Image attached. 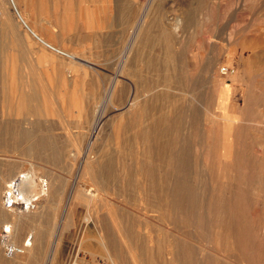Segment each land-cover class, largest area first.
<instances>
[{
    "label": "rangeland",
    "instance_id": "rangeland-1",
    "mask_svg": "<svg viewBox=\"0 0 264 264\" xmlns=\"http://www.w3.org/2000/svg\"><path fill=\"white\" fill-rule=\"evenodd\" d=\"M15 3L0 4V207L31 169L38 191L8 208L32 222L0 219V264H264V0ZM28 238L32 254L5 252Z\"/></svg>",
    "mask_w": 264,
    "mask_h": 264
},
{
    "label": "bare ground",
    "instance_id": "bare-ground-1",
    "mask_svg": "<svg viewBox=\"0 0 264 264\" xmlns=\"http://www.w3.org/2000/svg\"><path fill=\"white\" fill-rule=\"evenodd\" d=\"M9 1V3H11V2H13L14 4H16L15 3V0H8ZM6 2V0H0V4H2V5H4V3ZM25 2V1H24ZM147 4V3H146ZM152 4V3H151ZM80 5V4H79ZM28 6H30V5H28ZM82 6H84V4H82ZM5 8H4V10L3 11H1V22H0V24H1V26L0 27H2L3 29H7V27H8V21H9V15H8V12H7V10H6V6H4ZM81 7V6H80ZM100 7V6H99ZM129 7V6H128ZM25 8V7H24ZM100 8H102V7H100ZM105 8V7H104ZM103 8V9H104ZM92 9H94V8H92ZM96 10H97V8H95ZM106 9V8H105ZM104 9V10H105ZM29 10H31V9H29ZM102 10V9H101ZM125 10V9H124ZM131 11V10H130ZM146 11V10H145ZM19 14V13H18ZM80 14V13H79ZM86 14V13H85ZM64 15V14H63ZM73 15H74V13H73ZM126 15V14H125ZM85 16V15H84ZM148 16V15H147ZM74 17V16H73ZM86 17L87 16H85V19H86ZM90 17V16H89ZM124 17V16H123ZM127 17V16H126ZM139 18H140V16H139ZM151 20V19H150ZM21 21L23 22V24L25 25V27L30 31V32H32L35 36H37V38H39L43 43H45V44H49V41L47 42V41H45L42 37H40L34 30H32L31 29V27H29L28 26V24L26 23V21L22 18L21 19ZM73 21V20H72ZM86 21V20H85ZM88 21V20H87ZM144 21V20H143ZM199 21V20H198ZM79 22V21H78ZM48 23H49V21H48ZM90 23H91V21H90ZM138 23V22H137ZM144 23V22H143ZM178 23H179V21H178ZM73 24V23H72ZM81 24V23H80ZM88 24V23H87ZM52 24H50L49 26H51ZM137 25V24H136ZM135 25V26H136ZM15 26V25H14ZM13 26V27H14ZM141 26V25H140ZM12 27V28H13ZM72 27V26H71ZM144 27V26H143ZM54 28V27H53ZM55 28H56V26H55ZM137 28V27H136ZM140 29H141V27H139ZM11 29V28H10ZM63 29V28H62ZM134 29V28H133ZM144 29V28H143ZM48 30V29H47ZM96 30V29H95ZM139 30V29H138ZM138 30H137V32H138ZM7 31V30H6ZM144 31V30H143ZM26 33H27V31H25ZM24 32V33H25ZM65 32V31H64ZM10 33V32H9ZM139 33V32H138ZM5 34V33H4ZM3 34V35H4ZM7 34H8V32H7ZM139 35V34H138ZM5 36V35H4ZM8 36V35H7ZM134 36V35H133ZM12 37V36H11ZM136 37L137 38H139V36H137L136 35ZM14 38V37H13ZM6 39H8V37H6ZM143 39V38H142ZM4 40V39H3ZM18 40V39H17ZM47 40V39H46ZM13 41H14V39H13ZM134 41H135V38H134ZM133 41V42H134ZM7 42H8V40H7ZM16 42V41H15ZM129 42V41H128ZM132 42V41H131ZM227 42V41H226ZM137 43H139V41L137 42ZM6 44V43H5ZM10 44V43H9ZM130 44V43H129ZM134 44H136L135 42L134 43H132V47H133V45ZM140 44V43H139ZM7 45V44H6ZM17 45V44H16ZM18 45H19V43H18ZM19 46H21V45H19ZM139 46V45H138ZM6 47H8V46H6ZM16 47H18V46H16ZM51 47V46H50ZM136 47H137V45H136ZM20 48V47H19ZM131 50L132 49H134V48H131V46L129 47ZM128 48V49H129ZM6 49V48H5ZM54 49V48H53ZM129 49V50H130ZM136 49V48H135ZM58 50V49H57ZM121 50V49H120ZM25 51V50H24ZM126 51H128V50H126ZM125 52V51H124ZM133 52V55H134V51H132ZM36 53V52H35ZM4 54V53H3ZM64 54H66V53H64ZM69 54V53H68ZM18 55V54H17ZM121 55V54H120ZM128 55V54H127ZM132 55V56H133ZM79 56V55H78ZM123 56V55H122ZM130 57H131V54L129 55ZM1 57V56H0ZM69 59L67 60L68 62H67V69H68V71L69 72H75L76 71V68H74V64L73 63H75L74 62V60H77L79 57H77V55L75 54V53H71V55H69ZM128 57V56H127ZM129 57V58H130ZM34 58V57H33ZM126 58V57H125ZM2 59V58H1ZM19 59V58H18ZM38 59H40L39 57H38ZM49 59V58H48ZM54 59V58H53ZM135 59V58H134ZM133 59V60H134ZM20 60H22V59H20ZM126 60V59H125ZM130 60V59H129ZM3 61H5L4 60V58H3ZM7 63L8 64H11V65H16L17 64V66H24V65H22L23 63H22V61H18L17 63L15 62V60L13 61L12 59H10V61H9V58H7ZM25 61V60H24ZM61 61V60H60ZM80 61V60H79ZM118 61V60H117ZM127 61V60H126ZM48 62V61H47ZM59 62V61H58ZM25 63V62H24ZM52 63V62H51ZM80 63V62H79ZM115 63H116V61H115ZM131 63H132V61H131ZM30 64V63H29ZM32 64V63H31ZM48 64V63H47ZM62 64H63V62H62ZM84 64H85V62H84ZM89 64V63H88ZM122 64H124V66H125V64L126 63H123L122 62ZM122 64H120V65H122ZM127 64H128V62H127ZM138 64V63H137ZM27 65V64H26ZM34 65V64H33ZM90 65V64H89ZM116 65H119V64H116ZM138 65H140V64H138ZM38 66V65H37ZM76 66V65H75ZM86 66V65H85ZM91 66V65H90ZM89 66V67H90ZM127 66H129V65H127ZM137 66V65H136ZM25 67V66H24ZM33 67V66H32ZM42 67H44V66H42ZM91 67H93V66H91ZM117 67V66H116ZM38 69H39V67H37ZM41 68V67H40ZM47 68V67H46ZM52 68H54V67H52ZM79 68V67H78ZM118 68V67H117ZM129 68V67H128ZM127 68V69H128ZM135 68V67H134ZM140 68H141V66H140ZM26 69V68H25ZM83 69V71L85 70L84 68H82ZM97 69H98V67H97ZM126 69V68H125ZM41 70H42V68H41ZM46 70V69H45ZM45 70H44V72H45ZM59 70V69H58ZM65 70V69H64ZM130 70V69H129ZM23 71H24V69H23ZM38 71V70H37ZM60 71V70H59ZM134 71V70H133ZM142 71H143V69H142ZM39 72V71H38ZM56 72V71H55ZM144 72V71H143ZM142 72V73H143ZM43 73V72H42ZM59 74H60V72H58ZM128 73H131V72H129L128 71ZM146 73V72H145ZM148 73V72H147ZM61 74H62V72H61ZM82 74V73H81ZM80 75V74H79ZM15 76V75H14ZM29 76L30 75H28V73H27V78H29ZM54 76V75H53ZM56 76H57V74H56ZM61 76V75H60ZM130 76V75H129ZM31 77V76H30ZM39 77V76H38ZM51 77V76H50ZM58 77V76H57ZM71 77H73V76H71ZM82 77V76H81ZM125 77V76H124ZM139 77V76H138ZM40 78V77H39ZM45 78H46V76H45ZM49 78V77H48ZM60 78V77H59ZM58 78V79H59ZM78 78H79V76H78ZM123 78V77H122ZM133 78H135V77H133ZM137 78V77H136ZM144 78V77H143ZM34 79H35V77H34ZM62 79V78H61ZM71 79V78H70ZM125 79H127V78H125ZM146 79V78H145ZM5 80V79H4ZM15 80V79H14ZM14 80H13V83H14ZM21 80V79H20ZM29 80H30V78H29ZM44 80V79H43ZM47 80V79H46ZM51 80V79H50ZM49 80V81H50ZM54 80V79H53ZM52 80V81H53ZM55 80H56V78H55ZM18 81V80H17ZM16 81V82H17ZM31 81V80H30ZM116 81H117V79H116ZM125 81V80H124ZM136 81H138V79H136ZM140 81V80H139ZM29 82V81H28ZM41 82V81H40ZM58 82V81H57ZM68 82V81H67ZM70 82V81H69ZM37 83V82H36ZM49 83V82H48ZM55 83V82H54ZM76 83H77V81H76ZM117 83H119V82H117ZM142 83V82H141ZM30 84V83H29ZM33 84V83H32ZM73 84V83H72ZM130 84H132V83H130ZM135 84H137V83H135ZM134 83H133V85H135ZM34 85V84H33ZM37 85V84H36ZM20 86V85H19ZM61 86V85H60ZM121 86V85H120ZM40 87V86H39ZM62 87V86H61ZM5 88V87H4ZM112 88H113V86H112ZM135 89V88H134ZM110 90V89H109ZM28 91V90H27ZM54 91V90H53ZM115 91H117V90H115ZM133 91V90H132ZM49 92V91H48ZM36 92H34V94H35ZM110 93V92H109ZM25 94H27V93H25ZM30 94H32V93H30ZM60 94V93H59ZM36 95V94H35ZM30 96H32V95H30ZM62 96V95H61ZM60 96V97H61ZM14 97V96H13ZM29 97V96H28ZM35 97V96H34ZM37 97V96H36ZM113 97H115V96H113ZM30 98V97H29ZM29 98H26V99H29ZM32 98V97H31ZM55 98V97H54ZM17 100H18V98H16ZM107 99H108V97H107ZM113 99V98H112ZM30 100V99H29ZM81 100V99H80ZM110 100V99H109ZM27 101V100H26ZM54 101V100H53ZM112 101V100H111ZM31 102V101H30ZM132 102V101H131ZM130 102V103H131ZM37 103H38V101H37ZM109 103V102H108ZM112 103V102H111ZM15 105V104H14ZM82 105V104H81ZM81 105H80V107H81ZM19 107V106H18ZM29 107H30V105H29ZM35 107V106H34ZM105 107V106H104ZM121 108V107H120ZM44 109V108H43ZM14 110H15V108H14ZM30 111V110H29ZM102 111V110H101ZM98 112V111H97ZM104 112V111H103ZM95 113V112H94ZM24 115V114H23ZM25 116V115H24ZM33 116V115H32ZM122 116V115H121ZM11 117V116H10ZM28 117V116H27ZM97 118H98V116H97ZM100 118V117H99ZM98 118V120H97V122H96V124L95 125H98V123H99V119ZM101 122V121H100ZM94 125V124H93ZM27 127V126H26ZM95 128V127H94ZM98 129V128H97ZM86 134V133H85ZM94 134H96L95 132H94ZM88 135V134H87ZM86 135V136H87ZM85 136V137H86ZM84 137V136H83ZM90 137H91V134H90ZM80 141V140H79ZM94 141V140H93ZM91 142V141H90ZM89 142V143H90ZM117 142V141H116ZM78 143V142H77ZM81 144H82V142H81ZM91 144V143H90ZM75 146V145H74ZM89 146V145H88ZM80 148V147H79ZM116 148V147H115ZM81 150V149H80ZM84 156H85V154H84ZM99 158V157H98ZM96 159V158H95ZM92 160H94V159H92ZM91 162H93V161H91ZM90 162V163H91ZM97 162V161H96ZM94 163V162H93ZM41 164V163H40ZM98 164V163H97ZM82 165V164H81ZM95 165V164H94ZM100 164H98V166H99ZM100 167V166H99ZM98 167V168H99ZM97 167H95V169H96ZM90 170H91V172L93 173V175L96 177V174H95V170L93 171L91 168H89ZM52 170V169H51ZM86 170V169H85ZM96 171H99V170H97L96 169ZM34 173V174H33ZM51 173V172H50ZM103 173V172H102ZM33 175L35 176V172H32V169L30 170V171H27L24 175H18V177H16L15 178V180L14 181H16V180H18V186H19V188H21V190H20V192L22 193V195H23V197L25 198V202L28 204V202L30 201V199H31V196H33L38 190L36 189L37 187H38V183L35 181V179H33ZM92 175V176H93ZM4 176H6L5 174H4ZM104 176V175H103ZM110 176H112V175H110ZM3 177V176H2ZM36 177V176H35ZM105 177V176H104ZM4 178V177H3ZM97 178V177H96ZM95 179V178H94ZM99 179V178H98ZM102 179V178H101ZM105 179H106V177H105ZM111 179H112V177H111ZM41 180V179H40ZM93 180V179H92ZM97 180V179H96ZM103 180V179H102ZM13 181V182H14ZM42 181V183H43V181L44 180H41ZM98 182H99V180H97ZM106 181V180H105ZM107 182H108V180H107ZM3 183H5V181L3 180V179H1L0 180V191H1V189H2V185H3ZM64 183V182H63ZM101 183V182H100ZM20 184V185H19ZM9 184L7 183V186H8ZM37 185V186H36ZM102 185V184H101ZM85 186V185H84ZM105 186V185H104ZM99 187V186H98ZM101 187V186H100ZM43 188V191L46 189L45 187H42ZM96 188V187H95ZM102 188V187H101ZM83 189H86V188H83ZM91 189H93V188H91ZM100 189V188H99ZM37 190V191H36ZM42 190V189H41ZM96 190V189H95ZM92 191H94V190H92ZM98 191V190H97ZM42 192V191H41ZM45 192V191H44ZM82 192V191H81ZM85 192V191H84ZM5 193V192H4ZM87 193V192H86ZM91 193V192H90ZM89 193V194H90ZM94 193H96V191L94 192ZM94 193H92V195H94ZM88 194V198H86L87 200H88V202L90 201V195ZM82 195H84V194H82ZM97 195V194H96ZM3 196H4V194H3ZM75 196V195H74ZM76 197V196H75ZM87 197V196H86ZM100 198H102V197H100ZM104 199V198H103ZM47 203V202H46ZM92 203V202H91ZM87 204V203H86ZM93 204V203H92ZM47 205V204H46ZM88 205V204H87ZM91 205V204H90ZM1 208V207H0ZM15 208V207H14ZM13 208V209H14ZM43 208V207H42ZM43 209H45V208H43ZM42 209V210H43ZM13 211V210H12ZM18 211V213H10L9 211H8V208L6 209V207L4 208L3 207V209L1 208V212H0V219H7V221L8 220H10V218H11V220L12 221H10L11 223H13L14 225H19L21 222H22V220H26V219H28V218H30L31 219V222H32V218L31 217H26L27 216V214L23 211V212H20L19 210H17ZM34 212H36V211H34ZM40 212V211H39ZM108 212V211H107ZM110 212H113V211H111L110 210ZM113 213H116V212H113ZM23 215H26V216H23ZM28 215H30V214H28ZM38 215V214H37ZM114 216H111L110 215V218H112V221L113 222H118V220H117V218H116V216L118 215H116V214H113ZM116 215V216H115ZM31 216V215H30ZM39 216V215H38ZM33 217H34V215H33ZM118 219H119V216H118ZM36 220V219H35ZM35 220H34V224H35ZM1 221V220H0ZM28 221V220H27ZM108 221V220H107ZM111 221V220H110ZM111 221V222H112ZM29 222H30V220H29ZM121 222V221H120ZM8 223V222H7ZM10 223V224H11ZM10 224H5L4 225V227H5V229H3L4 231L3 232H10L11 231V225ZM109 225H110V223H109ZM112 225H113V223H112ZM116 225H117V223H116ZM111 226V225H110ZM113 226H115V225H113ZM31 227H33V226H31ZM119 227V226H118ZM122 227H123V225H122ZM37 228V227H36ZM113 228V227H112ZM116 229V228H115ZM30 230H31V228H30ZM34 230H35V228H34ZM33 231V230H32ZM117 231V230H116ZM113 232V231H112ZM13 233V232H12ZM30 233H32V232H30ZM15 234V233H14ZM17 234V233H16ZM33 234V233H32ZM99 234V233H98ZM37 235V234H36ZM103 235V234H102ZM101 235V236H102ZM116 235V234H115ZM115 235H113V236H115ZM5 237H6V235H4ZM29 236H30V234H29ZM124 236V235H123ZM128 236V235H127ZM30 238H31V236H30ZM30 238H28L27 239V241L26 242H23L21 245H20V247H14L13 248V250L10 252L9 250H7L8 248L6 247V249H4L5 250V252H7V253H9V255H10V257L11 256H14V255H18L19 253H22L23 251H25V250H28V253L30 254H32V250H31V248H30V246L29 245H31V241H30ZM33 238V237H32ZM104 238V237H103ZM124 238V237H123ZM118 239V238H117ZM106 241V240H105ZM123 241H125V239L123 240ZM1 242V241H0ZM106 243V242H105ZM129 243V242H128ZM127 242H126V244H128ZM101 244H103V242H101ZM129 244H131V243H129ZM57 245V242H56V244H55V246ZM107 245V244H106ZM120 245V244H119ZM5 246H7V245H5ZM13 246V245H12ZM59 246V245H58ZM57 246V247H58ZM51 247V246H50ZM106 249H108V247L106 248ZM127 249H128V251H129V253H130V255H131V257L132 258H134L135 259V255H136V253L135 252H133L132 250H133V248L131 249V247H130V245L128 246L127 245ZM55 251H57V250H55ZM119 251V250H118ZM136 251V250H135ZM137 252V251H136ZM90 253V252H89ZM119 253V252H118ZM117 253V254H118ZM48 254V253H47ZM95 254V253H94ZM110 254V253H109ZM4 256L6 255V254H3ZM99 255V254H98ZM119 255V254H118ZM137 255H139V254H137ZM31 256V255H30ZM113 256V255H112ZM117 256V255H116ZM47 257V256H46ZM120 257V255L118 256V258ZM137 258V257H136ZM11 259V258H10ZM93 259V258H92ZM116 259V258H115ZM120 259V258H119ZM18 259H16V258H12V261L13 262H15V261H17ZM103 260V259H102ZM107 260V259H106ZM111 260V259H110ZM137 260V259H136ZM11 261V262H12ZM91 261V260H90ZM112 261V260H111ZM12 262V263H13ZM18 262V261H17ZM92 262V261H91ZM132 262H133V259H132ZM137 262H138V260H137ZM103 263V262H102ZM101 263V264H102ZM133 263H135V262H133ZM142 263V262H141ZM140 263V264H141ZM86 264V263H85ZM89 264H91V263H89ZM93 264V263H92ZM113 264H115V263H113ZM119 264V263H118ZM136 264V263H135ZM145 264V263H144Z\"/></svg>",
    "mask_w": 264,
    "mask_h": 264
},
{
    "label": "built area",
    "instance_id": "built-area-1",
    "mask_svg": "<svg viewBox=\"0 0 264 264\" xmlns=\"http://www.w3.org/2000/svg\"><path fill=\"white\" fill-rule=\"evenodd\" d=\"M42 185H44V182ZM20 190L21 188L18 186V180L9 183L3 196V204L5 207L10 208L12 206L19 205V207L29 208L30 206L34 205L33 202L37 197L31 198L27 204ZM13 248L14 247H9L8 250L11 252Z\"/></svg>",
    "mask_w": 264,
    "mask_h": 264
}]
</instances>
